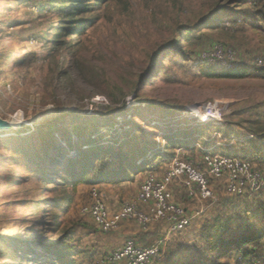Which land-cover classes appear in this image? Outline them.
Wrapping results in <instances>:
<instances>
[{"label": "rangeland", "instance_id": "1", "mask_svg": "<svg viewBox=\"0 0 264 264\" xmlns=\"http://www.w3.org/2000/svg\"><path fill=\"white\" fill-rule=\"evenodd\" d=\"M216 2L0 0V117L13 124L0 131V264H103L102 257L112 249L109 234L98 231L82 207L94 187L105 197H118L111 201L120 206L137 193L145 173L130 169L117 182L82 175L71 183L78 174L69 160L77 153V127L87 126L88 136L100 131L94 139L103 137L105 146L130 137L132 143L124 148L130 153L128 161L134 155L137 164L155 148H165L172 136L189 155L242 156L240 145H251L244 140L264 134L263 20L256 25V19L241 16L235 23L232 12L223 13L229 27L210 29L217 43L201 52L198 64L166 48L174 32L196 24ZM73 5L76 14L71 13ZM230 6L238 11L253 8ZM158 53L165 61L162 71L168 66L161 75ZM206 64L219 72L243 64L251 73L218 77L215 69L203 71ZM151 65L154 75L145 77ZM124 99L129 111L116 115L126 108L118 105ZM210 103L217 104L218 120L202 123L199 116ZM126 122L129 131L120 134ZM48 142L54 145L53 160ZM60 145L64 149L58 153ZM254 163L256 170H264V158ZM174 185V200L199 205L184 186ZM216 196L222 203L233 200L222 182L216 184ZM263 213H249L241 221L243 227H252L249 234L264 231ZM200 220L181 241L173 240L163 250L167 258L198 241L199 230L195 237L191 231L201 226ZM260 242L253 244L248 259L253 264H264V238ZM210 259L217 264L248 261L238 253L230 259L207 253L206 261Z\"/></svg>", "mask_w": 264, "mask_h": 264}, {"label": "trees", "instance_id": "2", "mask_svg": "<svg viewBox=\"0 0 264 264\" xmlns=\"http://www.w3.org/2000/svg\"><path fill=\"white\" fill-rule=\"evenodd\" d=\"M224 1L225 0H217L215 9L210 10L207 15L203 16L193 26H185V28L174 32L172 38L168 41L166 48H168L169 51L171 50V53L177 52L179 55L178 57L181 60L185 59L188 60V62L190 61L198 64L201 52L209 49L208 47L210 44H212L213 47L217 43L210 31H214L229 25L230 20H227L226 17L223 16V13H226L227 11L230 13L232 12L231 18H236L234 20L232 19L231 21H234L235 23L241 19V16L246 17L249 20L256 19V25H259V21H264V0H229V2H227L228 5L221 4ZM232 4L235 6L253 5V8L244 10L239 9L238 11L237 9L231 8L233 7L230 6ZM208 5L211 6L209 8L214 7L210 3ZM204 6L206 7V3H204ZM76 10V6L73 5L71 13L76 14ZM228 27L229 26H227V28ZM80 28L85 29L86 27L82 26ZM74 31L80 33L79 29ZM155 62L161 75V73H164L165 68L168 66L163 67L164 69L162 71L161 64L164 65L165 61L164 59L161 60L159 58V53L157 54V59ZM202 69L203 71H206L205 69H208L207 71L215 69V75L218 77L241 78L246 76L247 73H251L248 70V67L243 64L233 66V68L223 67L221 68L220 72L216 68L209 69L207 64L204 65ZM152 75H154V70L151 65L144 76L147 77ZM118 105L126 107L127 101L124 99L122 105L119 103ZM128 111L129 110L127 107L122 108V110H120L116 115H121L122 113H127ZM127 120L128 119L126 118V121ZM101 123L102 122H97L94 124L102 125ZM76 129L78 132H80L79 134L83 135V138L81 135H79V139H77L75 142L77 153L75 156H72L69 159L71 161L73 170L78 171L77 176H75V179H73L74 181H71V183L82 180V175L94 176L95 174H98V179H110V181L114 180L117 182L120 178L124 177L130 169H139V172L157 170L160 164H156L154 162L158 159H163L165 160L163 164L170 163L176 155L178 148L181 147L180 144H182V142L178 141L179 139L177 136H172L165 148H155V150L151 152V157L146 158L142 163L137 164V161H134V155L131 156V158H133L132 162L128 161L130 153L124 148V145H130L132 143L130 137L125 138V140L118 139L105 146L101 144L103 137H101L99 141L94 139L96 137L94 134L97 133L99 135L100 131L93 130L90 136H88L87 134L89 133V128L87 126H85L83 129L79 127ZM119 131L120 134L122 132H128V123L126 122L122 124L121 128H119ZM207 131L208 130H205L204 133H207ZM129 135L130 134H127L126 136ZM188 136H193V134ZM182 138L185 139L183 136ZM51 142H48V151L50 153L51 160H53L55 157V150L54 145L53 143L51 144ZM244 142V145H248V143L251 145H249V147L240 145L243 147L242 150L245 151L242 153V157L250 160L252 163L264 158V134L258 133L257 137L251 136V138H247L244 140ZM87 143L91 144V146L87 147ZM138 143L139 140L136 142V145H138ZM240 143L242 142L240 141ZM144 148H146V146H144ZM60 149H64L63 145H60L58 153L60 152ZM144 156H147V153L144 154ZM111 173H115L116 175L110 176ZM83 179L84 181L88 180L87 178ZM228 195L232 197L233 200L222 203L221 200L217 198L215 202L210 201L209 206L214 205V208L211 206V208L207 211V214L209 213L210 216L205 217L207 215L205 214L194 219V221L200 219V221H202L200 227L198 223V226L196 224L197 228L191 231V234H194L195 237L197 236V232L199 230L198 241L196 240V243H194L190 248L183 250L182 253L178 252L175 256H169L167 258V255L164 253L160 259L155 260V262L152 264H217L214 263V261L217 260L210 259L206 261L207 253L216 254L218 257H228L229 259L235 253L242 255L244 260H248L253 257V244L262 243L260 242V239L264 238V231L262 233L258 231V234H249L248 230L252 231V227L249 225V223L246 227H243L241 221L245 216H248L249 213L256 214L262 211L264 212V187L260 189L257 194L253 195L249 192L239 196L230 194ZM245 199L249 200L248 205L246 204ZM239 210H242V212ZM232 213H234L233 216ZM246 221L250 222L249 219ZM260 221L264 224V213L260 218ZM194 225L195 224L192 223L182 233L174 235L173 239L170 240V243L173 240L175 242L178 240L181 241V239L185 237V232L187 230L190 231V229H192L191 227H194ZM170 243L169 245H171ZM178 248L182 249L184 248V245L179 243ZM236 263L253 264L252 261L249 260L245 263H243L242 260L239 262L235 260V264Z\"/></svg>", "mask_w": 264, "mask_h": 264}, {"label": "built area", "instance_id": "3", "mask_svg": "<svg viewBox=\"0 0 264 264\" xmlns=\"http://www.w3.org/2000/svg\"><path fill=\"white\" fill-rule=\"evenodd\" d=\"M217 104L210 103L201 117L202 123L218 120ZM222 182L230 195L253 193L264 184V170H256L254 164L237 155L206 153L200 156L186 154L178 148L176 155L161 171L148 170L137 193L124 200L117 210L108 207L104 193L94 187L90 201L82 207V213L91 218L94 227L103 233L117 230L124 220H135L147 228L153 221L167 226L168 234L182 233L211 202L217 200L216 184ZM185 187L188 196L199 203L192 213L174 200L172 186ZM251 184V185H249ZM249 190V191H248ZM248 191V192H247ZM147 206L146 210L142 206ZM162 242L144 246L134 238L115 246L102 257L103 264H152L164 254Z\"/></svg>", "mask_w": 264, "mask_h": 264}, {"label": "crops", "instance_id": "4", "mask_svg": "<svg viewBox=\"0 0 264 264\" xmlns=\"http://www.w3.org/2000/svg\"><path fill=\"white\" fill-rule=\"evenodd\" d=\"M164 165L165 164L160 165L156 171L161 173V171H163ZM140 177L141 175L138 174L136 180L138 179L140 181L141 179ZM174 188L175 185L172 186L173 195H174ZM108 197L107 198L109 200L106 199L108 207L113 211L117 210L119 206L117 207L118 202L116 203L115 201L118 200V197L113 198L110 195ZM111 200H115V201H111ZM182 205H184L191 213L194 211L195 208L196 210L199 208V205L192 204L191 206H186L188 205L187 203ZM142 209L146 210L147 206L145 205L142 206ZM209 216L210 214L208 213L205 217H209ZM106 234H109L108 236L110 239V244L108 245V247L111 248L123 244L127 240V238L129 239L134 237L138 243L144 246H149L155 242H160V243L162 242V247L165 249L167 246H169L170 240L173 239V237L168 234L167 226L165 225V223L160 221H153L147 228H143L135 220H124L121 226L117 230L113 231L112 233H106ZM107 252H109V250H107Z\"/></svg>", "mask_w": 264, "mask_h": 264}, {"label": "water", "instance_id": "5", "mask_svg": "<svg viewBox=\"0 0 264 264\" xmlns=\"http://www.w3.org/2000/svg\"><path fill=\"white\" fill-rule=\"evenodd\" d=\"M13 124H10L7 120H4L0 117V131L1 130H8L10 127H12Z\"/></svg>", "mask_w": 264, "mask_h": 264}, {"label": "bare ground", "instance_id": "6", "mask_svg": "<svg viewBox=\"0 0 264 264\" xmlns=\"http://www.w3.org/2000/svg\"><path fill=\"white\" fill-rule=\"evenodd\" d=\"M16 119V118H15Z\"/></svg>", "mask_w": 264, "mask_h": 264}]
</instances>
